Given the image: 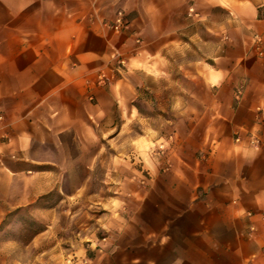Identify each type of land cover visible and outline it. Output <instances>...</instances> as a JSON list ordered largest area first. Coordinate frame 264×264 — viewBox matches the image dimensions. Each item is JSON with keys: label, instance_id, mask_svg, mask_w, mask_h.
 Masks as SVG:
<instances>
[{"label": "crops", "instance_id": "crops-1", "mask_svg": "<svg viewBox=\"0 0 264 264\" xmlns=\"http://www.w3.org/2000/svg\"><path fill=\"white\" fill-rule=\"evenodd\" d=\"M193 11L218 33L227 21L213 63L185 76L201 85L185 92L201 99L185 110L201 116L200 140L154 156L149 186L96 261L264 264V0H0V221L70 194L72 144L122 135L140 112L129 74L156 75L190 48Z\"/></svg>", "mask_w": 264, "mask_h": 264}, {"label": "rangeland", "instance_id": "rangeland-1", "mask_svg": "<svg viewBox=\"0 0 264 264\" xmlns=\"http://www.w3.org/2000/svg\"><path fill=\"white\" fill-rule=\"evenodd\" d=\"M193 20L190 48L171 52L170 64L156 75L129 74L138 93L131 106L140 112L129 116L122 135L114 131L100 142L72 144L71 154L80 159L71 164L70 194H48L33 208L4 213L0 264H99L97 257L108 251L115 237L116 230L109 226L122 208L126 215L133 212L138 190L149 186L146 176L154 169V156L170 155L168 142H199L202 118L185 110L192 107L197 113L201 99L185 92L200 93L201 85L186 82L185 76L191 71L200 74L203 63H213L223 35L227 44V21L222 34L216 20ZM114 122L120 125L119 114ZM78 187L83 191L76 192Z\"/></svg>", "mask_w": 264, "mask_h": 264}, {"label": "built area", "instance_id": "built-area-1", "mask_svg": "<svg viewBox=\"0 0 264 264\" xmlns=\"http://www.w3.org/2000/svg\"><path fill=\"white\" fill-rule=\"evenodd\" d=\"M192 10V9H191ZM126 12L123 11H119L117 14L116 19L113 21V23L111 24V28L115 30L116 33H120L125 26L127 25L126 23ZM256 40L257 42L261 45V43L263 42V37L261 35H257L256 36ZM260 53H263L264 51L260 50ZM241 93V90L238 92L237 94V98H239ZM252 142H256V140H252Z\"/></svg>", "mask_w": 264, "mask_h": 264}]
</instances>
